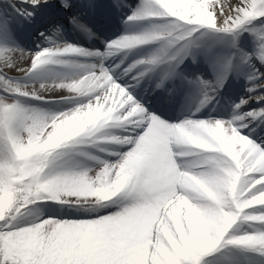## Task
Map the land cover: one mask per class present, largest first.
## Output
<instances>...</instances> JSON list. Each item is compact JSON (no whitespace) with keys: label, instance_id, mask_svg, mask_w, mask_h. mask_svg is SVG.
I'll use <instances>...</instances> for the list:
<instances>
[{"label":"snow or ice","instance_id":"1","mask_svg":"<svg viewBox=\"0 0 264 264\" xmlns=\"http://www.w3.org/2000/svg\"><path fill=\"white\" fill-rule=\"evenodd\" d=\"M59 5L74 8L73 0ZM49 7L50 0H19L15 15H0V264H225L223 257L240 264L248 253L264 260V140L242 132L252 121L264 122V105L242 111L249 100L264 101V91L257 92L264 72L255 65H264V23L253 24L264 18V0H140L126 22L147 20L148 27L130 29L102 51L65 40L58 22L38 32L45 46L36 51L16 44L15 27ZM68 20L94 35L78 11ZM200 29L201 36L231 35L234 48L244 32L253 37L251 51L239 49L251 69L245 79L252 95L233 104L227 119L168 122L133 93L155 74L157 88L181 77L179 66L192 55L190 38ZM138 45L146 47L131 51ZM17 52L30 56V65L9 76L2 68L15 66ZM234 55L213 70V80L183 77L201 89L195 111L214 99ZM108 58L114 62L105 65ZM53 88L68 94H41ZM21 98L73 106L49 112ZM97 141L129 150L109 152L117 157L110 162L77 147ZM74 154L95 161V174ZM193 155L194 161L183 159ZM43 200L94 215L60 219L21 211ZM113 204L118 210H110Z\"/></svg>","mask_w":264,"mask_h":264},{"label":"bare ground","instance_id":"2","mask_svg":"<svg viewBox=\"0 0 264 264\" xmlns=\"http://www.w3.org/2000/svg\"><path fill=\"white\" fill-rule=\"evenodd\" d=\"M14 1L11 3H16V0H10ZM54 1V0H50ZM59 2V0H57ZM111 1L112 0H73L74 8L72 11H69L67 9H58L55 10L52 6V3L50 2V7L46 10L45 14L43 16H38L36 21L30 23L28 22H22V24H19V26L15 27L14 29V38H15V43L20 45L21 47L25 48L26 50L29 51H36L37 44H40L41 47L45 46L43 42V38L36 37L35 39V44L32 42L29 38L30 36L36 31V28L33 27V24L40 25V29H46L48 27V23H52V20H60L62 22L63 26V36L64 39L73 43V44H79L82 45L86 49H95V50H103L105 48V43L108 41H111L115 38L120 37L121 35H126V34H132L130 29L133 31H139L143 30L144 28L148 27V22L147 20H140L136 22H131L128 23L126 22V18L131 14L132 10L134 9L133 6L136 3L135 0H124L126 1L129 6H125L127 4L124 3H119L117 0H113V4L115 3L114 8H117L118 13L117 15L120 16V18L125 19L121 24H116L114 21H111V23H107L108 33L101 35L98 33L97 29H94L91 27L94 21L99 23L98 27L102 26L100 23V20H95V14L101 12V5L103 4V9L104 11H109L111 9ZM140 3V0L138 1ZM230 0H219V3H224L227 4L229 3ZM100 5V6H99ZM79 12L81 13V18L87 22L88 26L91 28L92 32L94 33L93 36H86L84 33L79 31L78 29H75L74 26L71 24V30L69 31L68 28V23H67V18L64 17V12H69V15L73 14L74 12ZM13 11L11 10H4L0 9V15H9L12 14ZM102 13V12H101ZM108 14V13H107ZM110 15V14H108ZM114 16V14L112 15ZM40 20V21H39ZM39 21V22H38ZM57 23V22H56ZM116 25V26H115ZM112 30H109L110 27ZM23 27L25 29V33L18 34V31L20 28ZM99 29V28H98ZM35 30V31H34ZM204 29H200L197 33L193 34V37L190 39L193 41L192 46H191V57L194 55L195 56V62L192 59V62L188 64V66H193L194 71L191 74L188 72V66L186 65V58L182 64L179 66L178 71L179 72H184L186 74H190L188 77L191 79H194L197 74L201 75L204 77L206 80H213L214 79V69H219L220 63L223 62V60L228 57L229 55H234L233 63L235 60V57L238 58L239 62L242 61V55L239 49H243L246 51H251L252 46H246L247 44L246 41H244L241 37L237 38V44L238 48H234L232 46V41L233 37L229 35L230 39H227V41H224L222 39V36H226L227 34H215V35H204L201 36L200 33L203 32ZM195 38V39H193ZM197 38V39H196ZM8 43H11V41H6ZM248 45V44H247ZM150 47H155L154 42H149ZM146 46L144 45H138L136 46L135 49L131 51H136V50H143ZM189 56V57H190ZM133 57L130 55L129 59H132ZM94 62V58H88ZM82 62L84 61V58H81ZM114 62L112 58H108L104 61L105 65H108L109 63ZM13 64L15 65L14 67L11 68H2L4 72H6L9 76H21L23 75L22 71H19L18 69H23L26 68L30 65V56L25 54L22 56L19 52L15 53L13 56ZM241 65H245L244 70H238L234 69L230 72L228 75L227 79L225 80L224 84L221 89L222 93L229 95H232V100L229 101L227 104V109L228 110H213V111H208L207 110V105H204L199 109V111H195L197 104L200 99L201 95V89L192 83H189L188 80L183 79V77H186L183 75V77H180L178 80L174 81L175 87L179 88L182 86H187L186 91L181 97L180 100V107L182 109V112H179L177 114H171L166 112L165 110L162 109H157L155 108V104H153L150 100L149 96L154 95L157 93L158 89L156 87V82L159 79V74H155L152 76L151 79L145 78L141 80V83L136 87L135 92L133 95L141 101L145 105V107L152 113L160 116L164 120L168 122H177L185 117L187 118H215V117H221V118H230L231 115L233 114V104L238 102L242 96L246 95H252V93H247L246 88L248 87V84L250 83L245 79V76L251 72V69L249 68L248 65L242 63ZM256 67L261 71L264 72V65H261L259 61L255 62ZM54 71H67V69H64L62 66L59 65H53L51 66ZM127 79V77H125ZM261 79H264L262 77ZM233 84L231 87V90L229 89L228 85ZM144 86V89L147 91L146 94H143L140 92L138 89L140 86ZM37 90H39V85L37 84L35 86ZM244 87V89H243ZM234 89V91H232ZM29 91L32 90V85H29L28 88ZM264 91V89H257V92ZM220 90L218 89L216 94H218ZM147 93H149V96H147ZM42 95L48 96V97H59L60 95H67L68 92L67 90H62V89H50L47 92H41ZM216 96V95H215ZM23 103L33 105L36 107H39L45 111L49 112H60L67 110L68 108L72 107V104L60 102L57 99L50 100L48 102L44 101H37V100H30L26 98H21ZM83 99V98H81ZM261 105H264V101H260L257 103L255 100H249L246 105L243 106L242 111H247L249 108H258ZM102 131H118V130H113V129H104ZM242 132H245L246 134L250 135L252 139L257 140L258 142L263 140L264 136V122L256 120L252 121V123L248 124V127L246 129H243ZM119 134L121 135H127V133L120 132ZM99 135V133L95 134ZM87 141H91L93 138L92 137H86L84 138ZM78 148L86 147L87 151L94 156H97L99 158L105 159L107 161H114L116 160V156L114 155H109V152L116 151V152H123L129 150L128 145H119L115 144L112 142H106V141H97L94 146L92 145H79L77 146ZM100 148H105L107 151H100ZM74 159L78 163H82L86 165L89 168H93L92 172L90 173L91 175L95 174V167L96 162L88 159L87 157H82L79 155L74 154ZM185 160L189 161H194L197 159L196 156H191V157H186L183 158ZM118 205H110V210L111 211H116L118 210ZM22 212L27 211L31 213V216L35 217H54V218H60V219H77V218H88L89 215H94L92 214H85L83 212H77L76 207H68L67 205H63L59 202L56 201H51V200H43V201H38L33 205H28L25 206L24 209L21 210ZM104 210H101L103 212ZM222 251H227L222 250ZM218 255V254H215ZM225 261V264H230V257H223L222 258ZM240 264H264V260H262L259 256L248 253L245 256H242L239 258Z\"/></svg>","mask_w":264,"mask_h":264},{"label":"rangeland","instance_id":"3","mask_svg":"<svg viewBox=\"0 0 264 264\" xmlns=\"http://www.w3.org/2000/svg\"><path fill=\"white\" fill-rule=\"evenodd\" d=\"M139 0H135V4H134V6H133V8H135L138 4H139V2H138ZM10 0H0V9H4V10H10V8H11V6H10ZM51 3H52V5H53V7L55 8V10L58 8V9H60V5H59V2L57 1V0H54V1H50ZM120 2L121 3H124V4H127V5H125V6H129V4L126 2V1H124V0H120ZM51 5V4H50ZM11 10L13 11V9L11 8ZM108 10V9H107ZM106 10V11H107ZM13 14H14V11L12 12ZM67 13V12H66ZM15 15V14H14ZM72 15V14H71ZM70 15H69V13H67V17H69ZM96 19H99V17H97V16H94ZM67 21H69V20H67ZM123 21H125V19H119L118 20V22H119V24H121ZM21 22H25V23H27L28 24V22L27 21H21ZM55 22V21H54ZM54 22H52V23H54ZM261 23H264V18H258L256 21H254L253 22V24H255V25H259V24H261ZM39 31H44V29H40V30H38L36 33H34L35 35H32V38L35 40L36 39V37L38 36V37H40L39 35H38V32ZM238 37H241L242 39H247L251 44H254V41H253V37L251 36V35H249V33L248 32H244L243 34H241V35H239ZM40 38H42V37H40ZM193 39H195V38H193ZM197 39V38H196ZM222 39L224 40V41H227V39H230V37H229V34H227L226 36H222ZM14 40H15V38H14ZM33 44H35V42L33 43ZM242 62V61H241ZM242 66H245V65H241V69H242ZM243 89H244V87H243ZM244 134H246L245 132H243ZM263 140H264V136H263Z\"/></svg>","mask_w":264,"mask_h":264}]
</instances>
